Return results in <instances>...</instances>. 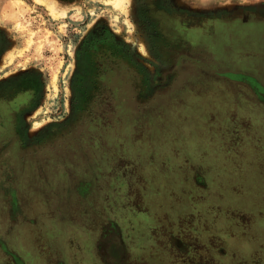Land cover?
Segmentation results:
<instances>
[{"label":"rangeland","instance_id":"rangeland-1","mask_svg":"<svg viewBox=\"0 0 264 264\" xmlns=\"http://www.w3.org/2000/svg\"><path fill=\"white\" fill-rule=\"evenodd\" d=\"M44 1L0 0L13 45L5 71L44 81L26 139L0 130V264H264V21H225L251 10L264 19V0H177L193 24L205 20L166 52L144 37L136 0ZM218 14L224 22L206 21ZM97 24L144 73L86 93L92 106L69 136L77 120L55 125L72 114L78 51ZM181 119L178 147L167 139Z\"/></svg>","mask_w":264,"mask_h":264},{"label":"flooded vegetation","instance_id":"flooded-vegetation-1","mask_svg":"<svg viewBox=\"0 0 264 264\" xmlns=\"http://www.w3.org/2000/svg\"><path fill=\"white\" fill-rule=\"evenodd\" d=\"M135 6L138 26L154 51L162 50L166 52L168 47H171L172 37L174 39L176 37L178 39L193 40L192 37L195 32H190L191 29L189 28L191 27L200 29V32H202V25L204 24L202 20L205 19H202L200 23L195 22L196 24H193L194 17L177 0H136ZM256 12V10H251L243 18L230 14L232 18L229 20H225L221 14H218L210 20L209 18L206 19V21L218 20L224 22L225 20L237 22L242 20L243 22L260 25V22L264 19L258 18ZM12 46L6 30L0 25V113L4 115L7 127L13 132L14 138L22 142L27 136H22L19 131L27 130L26 121L28 116L39 108L44 81L41 74L33 69L21 68L14 76H10L13 73L9 75L8 70L5 71L9 67L5 63L6 57ZM93 57L94 60L96 58V61L99 59V62L93 61ZM132 57L128 44L118 40V37L109 28L97 24L83 47L78 51L72 114L65 121L58 122L55 126L69 125L77 120L66 133L69 136L75 134L71 129H77L79 126V113L84 110L83 108L88 109L92 106L86 104V93L97 99L102 92L100 87L102 82L111 83L112 85L115 83L116 90H124L123 84H126L124 80L128 81L130 74L133 79H135V76L138 79L140 73H144L142 68L144 64L138 58ZM164 74V70L158 68L152 80L158 82ZM118 85L120 88L117 87ZM81 101L83 103L86 101L85 105L81 104ZM80 108L82 109L80 110ZM49 129L46 131H49Z\"/></svg>","mask_w":264,"mask_h":264},{"label":"trees","instance_id":"trees-1","mask_svg":"<svg viewBox=\"0 0 264 264\" xmlns=\"http://www.w3.org/2000/svg\"><path fill=\"white\" fill-rule=\"evenodd\" d=\"M212 108H214V107H212ZM2 114L0 113V116H1ZM1 120V119H0ZM2 122H4V123H2L1 125H0V130L2 131V132H4L5 130L8 132V128H7V122L5 121V119L3 118V120H1ZM187 122V121H186ZM186 122H184V119H181L180 121H177V123H181V124H183L182 125V127H180V130L178 131V132H176V131H172V133H170L169 131H168V133L170 134L169 135V138L167 139L168 140V142H172V140H177V144H178V147H182L183 145H184V143H185V140L186 139H184V128H185V123ZM168 128H166V130H167ZM168 130H170V129H168ZM155 138V137H154ZM198 138V137H197ZM141 141V140H140ZM140 143V142H139ZM141 143H143V142H141ZM130 145V144H129ZM159 146H160V144H159ZM132 147V146H131ZM181 149H185V148H181ZM193 150L194 151H197V148H193ZM194 151H192V154L191 155H193L192 156V161L193 162H195V163H199V164H201L202 165V163H209L210 165H212L213 163H214V159H207V158H203V156H197V154H195L194 153ZM201 161H202V163H201ZM214 166H217L218 164H213ZM213 169H215V167L213 168ZM180 173H181V170H180V165H179V161L177 162V160H175L174 159V161H173V164L171 165V167L169 168V176L170 177H174L175 179H178V177H179V175H180ZM210 174H206V176L204 175V174H202V175H204L205 176V181L207 180V181H210L211 182V176H212V168H211V170H210V172H209ZM221 175H224L223 173L221 174ZM199 176V175H198ZM199 182H201V181H199ZM148 192L145 194V197H146V199H147V201H151V200H153L154 198H155V193H153L150 189L149 190H147ZM160 195V196H159ZM158 197H161V198H163V194H161V193H158V195H157ZM140 213H148V214H150V212H140ZM211 214H213V212H211ZM151 215V214H150ZM255 263H259V264H261V262H260V259L258 260V261H255Z\"/></svg>","mask_w":264,"mask_h":264},{"label":"bare ground","instance_id":"bare-ground-1","mask_svg":"<svg viewBox=\"0 0 264 264\" xmlns=\"http://www.w3.org/2000/svg\"><path fill=\"white\" fill-rule=\"evenodd\" d=\"M42 2L45 3L44 0H42ZM47 5H48L49 9L51 10V12L56 13V15L59 13V11H57L58 9L56 8V6H55L54 3H48V2H47ZM114 5H115V4H114ZM118 7H119V5H118ZM60 15H61V14H60Z\"/></svg>","mask_w":264,"mask_h":264},{"label":"water","instance_id":"water-1","mask_svg":"<svg viewBox=\"0 0 264 264\" xmlns=\"http://www.w3.org/2000/svg\"><path fill=\"white\" fill-rule=\"evenodd\" d=\"M229 9V8H228Z\"/></svg>","mask_w":264,"mask_h":264}]
</instances>
